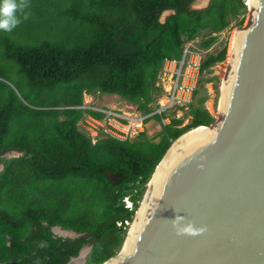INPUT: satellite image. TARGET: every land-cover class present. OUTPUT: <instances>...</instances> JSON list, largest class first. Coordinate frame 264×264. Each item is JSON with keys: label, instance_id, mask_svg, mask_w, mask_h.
<instances>
[{"label": "trees", "instance_id": "trees-1", "mask_svg": "<svg viewBox=\"0 0 264 264\" xmlns=\"http://www.w3.org/2000/svg\"><path fill=\"white\" fill-rule=\"evenodd\" d=\"M194 1L32 0L24 9L33 5L39 21L35 26L23 20L21 34L41 37L17 42L4 34L0 57L16 64L26 93L19 98L8 86L9 92H0V160L20 153L0 172V264H67L87 245V264L115 256L125 222L132 221L171 143L214 122L199 98L189 105L188 124L179 127L182 119L173 118L153 138L141 132L131 140L106 135L92 143L77 126L84 115L103 118L80 109L84 94L117 95L150 113L163 61L179 60L183 44L203 31L200 47L210 48L231 19L246 11L244 0H210L191 9ZM52 6L51 22L43 21V7ZM165 11L173 13L161 22ZM61 17L69 19L68 27ZM225 55V47L206 55L200 73ZM125 198L133 209L125 207ZM55 226L77 236L59 237Z\"/></svg>", "mask_w": 264, "mask_h": 264}, {"label": "water", "instance_id": "water-1", "mask_svg": "<svg viewBox=\"0 0 264 264\" xmlns=\"http://www.w3.org/2000/svg\"><path fill=\"white\" fill-rule=\"evenodd\" d=\"M253 23L224 119L219 126L217 120L206 126L216 128L215 139L166 174L165 160L184 134L171 143L136 211L146 200L147 221L120 264H264V0L258 1ZM52 232L77 236L59 226Z\"/></svg>", "mask_w": 264, "mask_h": 264}, {"label": "rangeland", "instance_id": "rangeland-1", "mask_svg": "<svg viewBox=\"0 0 264 264\" xmlns=\"http://www.w3.org/2000/svg\"><path fill=\"white\" fill-rule=\"evenodd\" d=\"M40 0H36V2L38 3ZM59 1V4H64V2L66 3L69 0H57ZM210 0H195L192 5H191V9H202L205 8L208 4H209ZM16 3L19 4H25L29 5V1L28 0H16ZM32 3V0H31ZM30 3V5H31ZM244 4L246 5V11H244L242 14H240L239 16L231 19L229 25L227 26V28H225L223 31H221L220 33L217 34V39L215 41V43L208 49L203 50L200 47V43L201 40L204 38V36L206 35V32H201L196 38H194L193 40H188L183 44L184 46H188L191 51L195 52V54H198V58H200V60L202 61L206 55L209 54H213L216 55L223 47L226 48V55H225V59L222 62L216 63L215 65H213L212 67H210L209 69L203 71L202 73L196 74V71H192L191 74L194 76V80H195V88L193 90L195 94H192V97L189 101L185 102L183 105H177L175 106L173 109H171L168 113V119H169V123L171 121V119L175 118V119H182V125L179 127H183L184 125L188 124L190 121V117L187 115L188 109H189V105L196 102L197 99L199 98H204L205 101L203 103V106L205 107V109H207V111H209V113L213 116L214 121H216L219 118V101H220V96H221V84H222V79L224 77V73H225V66H226V60H227V54H228V48H229V43H230V39L232 36V33L234 31H238L241 28L245 27V25H247L248 23V19L250 17V11L248 10V0H244ZM36 6V5H35ZM34 7L32 5V7L30 6L29 9H24V8H18L16 11V15L17 18L20 20V23L11 31V32H4L2 30H0V41L3 43L4 42V34L5 33H9V37L11 39H14L15 41L19 42H35L37 38H40L38 36H35V32L32 33H27L26 35L21 34V28H20V24L21 22L26 21L27 23H32L35 26L37 25L34 22H38L39 21V17L38 15H36L35 11L32 10ZM52 8V9H50ZM48 9L50 10H45L46 8L43 7L44 12H42V14H44L45 16L43 17V21L45 19H49V23L51 22V17L55 11V8L50 7ZM169 15V13L165 12L162 13L161 17H160V21H164L165 18ZM26 17V18H25ZM242 19V24L241 26H238V22ZM24 20V21H23ZM33 21V22H31ZM68 21L69 19L66 21V19H64L63 17H61L59 19V23L64 26L68 27ZM30 34V39H26L25 37H28ZM32 34V35H31ZM0 42V43H1ZM3 47L0 44V53L3 52ZM160 73L158 74V79H157V83H156V87H159L158 85L160 84ZM23 76L19 73V69L16 66L15 63L11 62L10 60L7 59H3L2 57H0V92H4L6 94V92H9V89H12L16 95L21 98L22 96H24V94L26 93V86L23 83ZM191 83V82H190ZM2 86V88H1ZM6 86H8L6 88ZM107 96V94H102V93H94V94H84L83 96V105L80 107L81 110L83 111H92L95 113H100L101 115L104 116L103 111H107L108 109L101 106L100 103L103 104L104 102V98ZM165 92L163 90H159L158 95L155 98V101L151 104L152 107V111L154 110H159V103L165 99ZM118 101L122 102L121 104H116ZM116 108V110L123 111L127 114L130 115L131 118L135 117V116H143V115H147L143 112H140L136 109V106L128 103V102H124L123 99H121L119 96L118 98L115 99L114 103ZM130 105L131 107H123V105ZM84 109H83V108ZM123 108V110H122ZM125 108V109H124ZM151 111V112H152ZM155 117V116H154ZM151 117L148 118L147 121L143 122V125L141 127V129H133V126H130L129 123L127 122V120H123V126H115L113 125L114 123H112V125H108L106 123V119L105 117H103L100 120H96V119H90V116L88 115H84L83 119L80 120L77 124L78 129L86 134L88 137L91 138V140L94 142L97 139L104 137L106 135L115 137L117 139L120 140H126V139H134L139 133L144 132L149 138H153L155 137L158 133H160V131L164 128V125L161 123V120ZM92 118V117H91ZM94 120H96L98 123L94 122ZM157 140V139H156ZM11 154V153H10ZM10 154L5 155L1 160H0V172L3 170L4 167V163L6 162V160H10L12 158L18 157V156H10ZM145 192V191H144ZM144 195V193H143ZM143 195L141 196L140 200L137 203V207L135 209L134 215H133V219L136 216V211L138 210V207L141 203V200L143 198ZM131 202V201H130ZM134 206L132 205L133 209ZM132 219V221H133ZM127 222L125 224V237L126 234L129 232V228L131 227V224L133 222ZM87 247V252L85 254L84 257V261L80 264H87V260L90 257V253H91V246L87 245L85 246ZM120 249V248H119ZM119 252V250H117V253ZM117 253L115 254V256L117 255Z\"/></svg>", "mask_w": 264, "mask_h": 264}, {"label": "bare ground", "instance_id": "bare-ground-1", "mask_svg": "<svg viewBox=\"0 0 264 264\" xmlns=\"http://www.w3.org/2000/svg\"><path fill=\"white\" fill-rule=\"evenodd\" d=\"M258 1L259 0H248L250 17L248 19L247 25H245V30L234 31L230 39L226 66H225V73L221 84V96H220L219 110H218L219 118L217 119V121L219 122L217 124L218 126L223 121L229 104L233 82L236 77L239 59L243 49L242 44L245 39V36L249 33V31L253 27L254 24L253 22L255 20L257 8H258ZM183 137L184 139L179 140L173 145L172 152L165 160L162 170L166 174L173 172L175 170L176 165L179 164L183 159H185L187 156L191 155L194 151L200 149L201 147H203L204 145L215 139L216 128L199 126L184 134ZM158 198L159 197H157V199L156 198L152 199L151 202L153 203L152 206L157 202ZM148 204H146V200H145L144 204L142 205V208L137 212L134 221H132L133 223L129 228L126 241L124 242L122 248L119 251L120 256L117 258H113L106 264H120L122 258L128 255L133 250L137 238V233L141 231V229L143 228V226L147 221L145 217V211ZM85 254L86 252L84 251V253H82L81 256L75 259L71 264L82 263L84 261Z\"/></svg>", "mask_w": 264, "mask_h": 264}, {"label": "built area", "instance_id": "built-area-1", "mask_svg": "<svg viewBox=\"0 0 264 264\" xmlns=\"http://www.w3.org/2000/svg\"><path fill=\"white\" fill-rule=\"evenodd\" d=\"M200 62L201 60L198 58V54L191 51L188 46H184L179 60L165 59L163 61L158 88L163 90L166 96L165 99L159 103V110H154L147 113V115L131 118L129 114L123 111L111 109L103 111V117H105L106 123L108 125H112L111 123H120L123 125V120H127L129 125L133 126V129L136 130L141 129L143 122L148 118L158 116L164 126L169 124L167 113L175 106L183 105L191 99L195 88V80L191 72L196 71V74L199 73ZM94 122L98 123L96 120ZM124 126L125 125H123V127ZM94 142L92 141V143ZM124 201L125 207L130 210L132 208V203L127 198H125ZM126 223L127 222H125V224Z\"/></svg>", "mask_w": 264, "mask_h": 264}, {"label": "clouds", "instance_id": "clouds-1", "mask_svg": "<svg viewBox=\"0 0 264 264\" xmlns=\"http://www.w3.org/2000/svg\"><path fill=\"white\" fill-rule=\"evenodd\" d=\"M26 6V4L18 5L16 0H0V30L11 32L20 23L16 15L17 9Z\"/></svg>", "mask_w": 264, "mask_h": 264}, {"label": "crops", "instance_id": "crops-1", "mask_svg": "<svg viewBox=\"0 0 264 264\" xmlns=\"http://www.w3.org/2000/svg\"><path fill=\"white\" fill-rule=\"evenodd\" d=\"M116 98H118V96L117 95H107L103 100H104V102H103V104L102 103H100V105L101 106H103V107H105V108H107L108 110H111V109H114V108H116V106H115V104H113L114 103V101H115V99ZM125 102V101H124ZM121 104L122 102H120V101H118L116 104ZM123 107H131L130 105H123ZM132 108V107H131ZM125 109V108H124ZM120 110V109H119ZM122 110H123V108H122ZM90 119H93V118H91L90 117ZM95 121V120H94ZM112 124V123H111ZM113 125H115V126H123V125H121L120 123H114Z\"/></svg>", "mask_w": 264, "mask_h": 264}]
</instances>
